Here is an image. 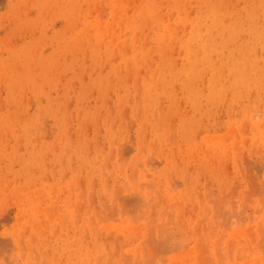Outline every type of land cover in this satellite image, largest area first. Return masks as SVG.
<instances>
[{"label": "rangeland", "instance_id": "1", "mask_svg": "<svg viewBox=\"0 0 264 264\" xmlns=\"http://www.w3.org/2000/svg\"><path fill=\"white\" fill-rule=\"evenodd\" d=\"M261 1L0 0V264H264Z\"/></svg>", "mask_w": 264, "mask_h": 264}, {"label": "bare ground", "instance_id": "2", "mask_svg": "<svg viewBox=\"0 0 264 264\" xmlns=\"http://www.w3.org/2000/svg\"><path fill=\"white\" fill-rule=\"evenodd\" d=\"M262 2V1H261ZM262 3H264V2H262ZM127 15V14H126ZM132 20V19H131ZM52 24V23H51ZM125 28V27H124ZM117 29V28H116ZM204 49L208 52V50H207V48H208V45H206V44H204ZM248 55V54H247ZM238 57H239V59H237V60H235L234 62H232V67H231V74H232V76H233V80L235 81V83L236 84H238V83H245V82H247L248 80H254L255 82H257L259 85H262V86H264V84H262V83H264V78H261L262 76L261 75H264V73H260L259 75H257V73H256V71H258L257 70V66H255L254 65V59H248V60H250L251 62H247L245 59V57H244V54H242L240 51L238 52ZM237 57V58H238ZM247 57H249V56H247ZM115 58V57H114ZM195 59V57H194V55L192 54V53H190V60H194ZM233 59H235V58H232V60ZM196 60V59H195ZM195 60L194 61H191V66H194V62H195ZM231 60V61H232ZM177 63H178V61H177ZM259 63V62H258ZM252 69H253V72H252V76L251 77H249L250 75H251V71H252ZM192 72V71H191ZM225 75V74H224ZM261 76V77H260ZM205 80V79H204ZM221 80V79H220ZM138 81V80H137ZM258 87V86H257ZM253 92V91H252ZM161 97V96H160ZM129 102V101H128ZM138 109V108H137ZM138 111V110H137ZM157 111V110H156ZM138 114V113H137ZM139 116V115H138ZM125 117V116H124ZM140 118V117H139ZM40 119V118H39ZM51 120V119H50ZM49 120V121H50ZM128 120V119H127ZM44 122V121H43ZM171 124V123H170ZM128 125V124H127ZM56 128V127H55ZM215 129V128H214ZM170 137H172V136H170ZM169 137V138H170ZM144 138V137H143ZM218 138H220V137H218ZM168 139V138H167ZM72 141V140H71ZM224 141V140H223ZM145 142V141H144ZM172 142V141H171ZM208 142H209V140H208ZM216 143H218L219 145H223V142H221V141H219L218 140V142H216ZM14 145H15V143H14ZM97 145V144H96ZM144 146V145H143ZM55 147H56V145H55ZM91 147V146H90ZM102 148V147H101ZM131 148V147H130ZM144 148V147H143ZM123 150V149H122ZM133 150V149H132ZM128 151V150H127ZM131 150H129L128 152H130ZM107 159V158H106ZM139 159V158H138ZM147 159V158H146ZM111 160H112V158H111ZM147 161V160H146ZM250 162V161H249ZM261 162V161H260ZM262 162H264V161H262ZM150 164V163H149ZM251 164V163H250ZM102 165V164H101ZM123 165V164H122ZM141 166V165H140ZM258 166H259V164H258ZM155 167V166H154ZM134 168H135V165H134ZM255 169V168H254ZM261 171V170H260ZM111 172V171H110ZM258 173V172H257ZM258 176H259V173H258ZM134 177V176H133ZM260 179H261V177H260ZM136 180V179H135ZM201 180V179H200ZM189 182V181H188ZM172 186V185H171ZM174 186V185H173ZM178 186V185H177ZM108 187V186H107ZM106 187V189H108ZM160 187V186H159ZM259 187V186H258ZM91 189V188H90ZM161 190V189H160ZM262 191V190H261ZM209 192H210V190H209ZM250 192V191H249ZM257 192V191H256ZM261 193H264V192H261ZM90 194H93V193H90ZM113 195H114V193H113ZM257 195V194H256ZM89 197V196H88ZM117 197V196H116ZM132 198V197H131ZM59 199V198H58ZM100 199H102V198H100ZM140 199V198H139ZM220 199V198H219ZM260 199V198H259ZM116 200V199H115ZM129 200H131V199H129ZM128 200V201H129ZM134 200V199H133ZM221 200V199H220ZM224 200V199H223ZM222 200V201H223ZM112 201V200H111ZM127 201V200H126ZM139 201V200H138ZM201 201V200H200ZM221 201V202H222ZM104 202V201H103ZM42 203V202H41ZM223 203V202H222ZM78 204V203H77ZM125 204H126V202H125ZM129 204V203H128ZM141 204H143V203H141ZM147 204V203H146ZM218 204V203H217ZM126 206H128L127 204H126ZM144 206V205H143ZM36 206H33L32 208H35ZM237 207V206H236ZM235 207V208H236ZM245 207V206H244ZM232 208V207H231ZM129 209V208H128ZM133 209V208H132ZM136 209V208H135ZM108 210V209H107ZM234 209H232V211H233ZM237 210H238V207H237ZM240 210V209H239ZM118 211H119V209H118ZM252 211V210H251ZM250 211V212H251ZM257 211V210H256ZM219 212V211H218ZM238 212V211H237ZM126 213V212H125ZM222 213V212H221ZM232 213H234V212H232ZM254 213H256V212H254ZM220 214V213H219ZM93 215V214H92ZM102 215V214H101ZM223 215H224V213H223ZM232 215V214H231ZM115 216V215H114ZM140 216V215H139ZM222 216V215H221ZM104 217V216H103ZM236 217V216H235ZM97 218H99V217H97ZM138 218V217H137ZM221 218V217H220ZM249 218V217H248ZM5 219V218H4ZM113 219V218H112ZM179 219V218H178ZM230 219V218H229ZM136 220V219H135ZM172 220V219H171ZM99 221V220H98ZM101 221V220H100ZM174 221V220H173ZM227 222L229 221V220H226ZM1 222V221H0ZM91 222H93V221H91ZM35 223V222H34ZM33 223V224H34ZM229 223V222H228ZM174 224H175V222H174ZM177 224V223H176ZM230 224V223H229ZM42 225V224H41ZM228 225V224H227ZM215 228V227H214ZM92 229V228H91ZM161 229H162V227H161ZM227 229V228H226ZM44 230V229H43ZM178 230V229H177ZM222 230V229H221ZM223 231V230H222ZM76 232V231H75ZM42 233V232H41ZM76 234V233H75ZM169 234V233H168ZM235 234V233H234ZM173 234H171V236H172ZM175 236H176V234H175ZM83 237H84V234H83ZM170 237V236H169ZM173 238V237H172ZM179 238V237H178ZM181 238V237H180ZM187 238V237H186ZM7 239V238H6ZM5 239V240H6ZM32 239H33V237H32ZM3 240V243H6L7 244V242L9 243V241H5L4 242V239H2ZM8 240V239H7ZM110 240V239H109ZM176 240V239H175ZM183 240V239H182ZM260 240V239H259ZM11 241V240H10ZM115 241V240H114ZM177 241V240H176ZM184 241V240H183ZM203 241V240H202ZM262 241H264V240H262ZM83 242V241H82ZM106 242V241H105ZM177 242H179V241H177ZM21 243V242H20ZM105 244V243H104ZM174 244V243H173ZM180 244V243H179ZM179 244H177L178 246H180ZM233 244V243H232ZM13 245V244H12ZM114 245V244H113ZM2 247V246H1ZM9 247V246H8ZM172 247H174V246H172ZM231 247H232V245H231ZM3 248V247H2ZM161 248V247H160ZM169 248V247H168ZM178 248V247H177ZM205 248V247H204ZM107 249V248H106ZM172 249V248H171ZM176 249V248H175ZM179 249H181L180 247H179ZM215 249V248H214ZM33 250V249H32ZM169 250V249H168ZM3 251V250H2ZM174 251V250H173ZM176 251V250H175ZM206 251V250H205ZM171 251L169 250V252L168 253H170ZM219 252V251H218ZM9 253V252H8ZM114 253V252H113ZM1 255V254H0ZM5 255V253L3 254V256ZM10 255V254H9ZM37 257V256H36ZM162 257V256H161ZM165 257V256H164ZM7 258V257H6ZM6 258H5V261H6ZM14 258V257H13ZM166 258V257H165ZM230 258V257H229ZM147 259V258H146ZM149 259V258H148ZM110 260V259H109ZM4 261V262H5ZM37 261H38V258H37ZM143 261V260H142ZM155 261V260H154ZM161 261H162V258H161ZM165 261V260H164ZM208 261V260H207ZM7 262V261H6ZM9 262V261H8ZM18 262V261H17ZM160 262V261H159ZM158 262V263H159ZM186 262V261H185ZM213 262V261H212ZM19 263V262H18ZM44 263H46L45 261H44ZM144 263V262H143ZM153 263V262H152ZM156 263H157V261H156ZM7 264V263H6ZM32 264V263H31ZM40 264V263H39ZM160 264V263H159ZM222 264V263H221ZM224 264V263H223Z\"/></svg>", "mask_w": 264, "mask_h": 264}]
</instances>
